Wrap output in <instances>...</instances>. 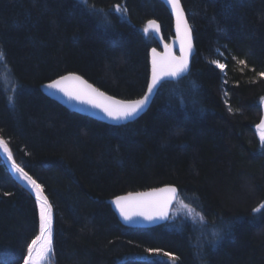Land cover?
<instances>
[{"label":"trees","instance_id":"16d2710c","mask_svg":"<svg viewBox=\"0 0 264 264\" xmlns=\"http://www.w3.org/2000/svg\"><path fill=\"white\" fill-rule=\"evenodd\" d=\"M182 4L197 48L191 71L163 82L140 118L113 125L63 106L43 85L78 73L120 99L142 97L159 46L143 28L156 19L170 40L167 5L0 0V137L54 210V253L43 264H264V0ZM170 184L178 194L158 225L126 224L109 202ZM39 224L36 199L0 154V264H24Z\"/></svg>","mask_w":264,"mask_h":264},{"label":"snow or ice","instance_id":"6c2138e0","mask_svg":"<svg viewBox=\"0 0 264 264\" xmlns=\"http://www.w3.org/2000/svg\"><path fill=\"white\" fill-rule=\"evenodd\" d=\"M167 2L171 6L176 18V32L180 40L181 55L175 56L170 51H166L161 55L157 53L155 48L152 49L151 80L148 83L147 92H145L143 97L135 100H119L101 92L75 73L61 76L59 79L51 81L47 87L62 91L70 98L86 101L94 107L101 108L109 117L115 120L127 119L142 111L150 99V94L157 88L162 77H178L188 71V56L192 52L191 27L186 19L181 0H167ZM84 3L87 4V0H84ZM116 11H126V9L122 10L117 5ZM159 27V24L155 20H149L143 31L145 33H148L150 30L159 32ZM165 48L167 49L168 46L166 45ZM2 60H5V54L0 50V61ZM212 63L217 64L221 71H224L226 67L224 64H220L219 61H213ZM239 63L243 65L245 61L240 60ZM258 75L264 77V72ZM261 101L264 102V97H261ZM9 102H13L12 97H9ZM225 102L227 103V101ZM228 110L229 112L233 111L231 107ZM256 128L259 130L260 141L264 144V118L256 125ZM0 146L3 147V151L8 155V158L12 159V153L9 151L2 137H0ZM13 167L21 175L22 179L26 180L35 190L37 203L39 204L40 234L28 244L24 264H43L49 258V254L54 253L52 241V206L48 203L47 197L43 195L42 185L29 176L15 161H13ZM176 195L177 189L174 186H165L159 189H152L149 192L128 193L126 196H117L113 202L125 220H130L134 215H141L148 220H153L157 217H167L168 207L176 198ZM185 207L190 215L195 214L202 223L205 221L202 213H196L195 209L188 206ZM260 208H264V203H262ZM260 208L253 209V212L260 211ZM213 237V243H216L221 238V233L214 231ZM148 252L159 254L161 250L148 249ZM164 255L172 258L171 253H164Z\"/></svg>","mask_w":264,"mask_h":264},{"label":"water","instance_id":"95a60500","mask_svg":"<svg viewBox=\"0 0 264 264\" xmlns=\"http://www.w3.org/2000/svg\"><path fill=\"white\" fill-rule=\"evenodd\" d=\"M165 5H167L169 11H170V14L171 16H173V19H174V22H173V27H174V30H173V36L171 37L170 40H167L166 38H164V34H163V27L161 26V23L156 20V19H151V20H155L157 22V24H159V32H155L153 30H150L151 32H153L155 38L158 40L159 42V46L158 47H152L156 49L157 53L163 55L166 51H170L173 55L175 56H180L181 55V50H180V40L177 36V32H176V18H175V15L173 14V11H172V8L171 6L168 4L167 0H162ZM181 5L184 9V12H185V15H186V19L188 21V24L190 25L191 27V44H192V52L189 54L188 56V71L186 73H183L181 74L180 76L178 77H172V76H166V77H162L161 81L159 82L157 88L154 90V92L152 94H150V99L147 101L146 105L144 106L143 110L138 112L137 114L133 115L132 117L130 118H127V119H120V120H115L111 117H109L101 108H98V107H94L92 104H89L87 103L86 101H81V100H77L75 98H70L68 95H66L64 92L62 91H59L57 89H53V88H49L47 87V85L50 82H47L46 84L43 85V90L44 92L46 93L47 96H49L51 99H54V100H57L58 102H60L63 106L71 109L72 111L76 112V113H81L85 116H90L94 119H97V120H101V121H104L108 124H113V125H123V124H127V123H130V122H133V120H136L138 118H140V116L144 115V113L146 111L149 110V108L152 106V102L154 101L155 97H156V93L158 92L159 88L161 87V85L163 84V82H165L166 80L168 81H174L182 76H185L187 75L190 71H191V68H192V64H193V58L194 56L196 55L197 53V48L195 46V37H194V32H193V28L190 24V21H189V17L187 15V12H186V9L184 7V4H182V0H181ZM168 46V48L166 49L165 46ZM152 49H151V52H150V72H151V61H152ZM68 73H65V75H67ZM76 75L82 77L84 80H86L89 84L93 85V87L99 89L101 92H104L106 95L108 96H113L111 94H108L106 93L105 91H103L101 88H98L97 86H95L94 84H92L88 79H86L83 75H80L78 73H75ZM65 75H62V76H65ZM61 77V76H60ZM56 79H59L58 78H55L54 80ZM151 80V75H150V79H149V82ZM148 82V83H149ZM147 92V90H146ZM145 94V93H144ZM143 94V95H144ZM119 100H126V99H123V98H118L116 96H113ZM143 97V96H142ZM141 98V97H140ZM139 99V98H137ZM132 100H135V99H132ZM262 111H263V117L264 118V102H262ZM260 123V122H259ZM2 137V136H1ZM4 140V139H3ZM5 142V140H4ZM6 143V142H5ZM7 144V143H6ZM8 146V145H7ZM8 149H9V146H8ZM10 151V149H9ZM0 154L1 156L4 157V160L6 162V165L7 167H9L10 171L12 172V174L20 181V183L26 188L28 189L32 195L34 196V198L36 199L37 201V198H36V193H35V190L28 184V182L24 179H22L21 175L15 170V168L13 167V161L14 160V157L12 156V159H9L8 158V155L3 151V147L0 146ZM16 163V161H15ZM17 164V163H16ZM25 172H27L26 170H24ZM28 173V172H27ZM29 176H31L29 173H28ZM33 178V177H32ZM34 179V178H33ZM35 180V179H34ZM37 181V180H36ZM38 183V182H37ZM165 186H174L176 189H177V192H178V188L177 186L173 185V184H170V185H164V186H160L159 188H163ZM159 188H153V189H159ZM150 190L152 189H148V190H145V191H137V192H131V193H144V192H149ZM128 193H126L125 195H120V196H126ZM178 194V193H177ZM43 195H45L44 191H43ZM115 198L113 199H110L109 202L111 204V206L113 207L114 211H116L117 215L119 216V218H121V220L126 223V224H129V225H132V226H141V227H149V226H153V225H158L162 222H166L169 220L170 218V214H171V211H172V208L174 206V201L175 199L172 201V203L169 205L168 207V215L166 218H154L153 220H148L146 219L144 216H141V215H134L132 216V218L130 220H125L124 217L120 214V211L119 209L116 207L115 203L113 202ZM48 203L51 204L50 200L48 199ZM39 205V204H38ZM52 206V205H51ZM51 212H52V225H53V216H54V210H52L51 208ZM40 232V231H39ZM40 234V233H39ZM35 239V238H34ZM37 247H39V245H37Z\"/></svg>","mask_w":264,"mask_h":264},{"label":"rangeland","instance_id":"374dc122","mask_svg":"<svg viewBox=\"0 0 264 264\" xmlns=\"http://www.w3.org/2000/svg\"><path fill=\"white\" fill-rule=\"evenodd\" d=\"M52 237H53V234H52ZM50 255V254H49Z\"/></svg>","mask_w":264,"mask_h":264},{"label":"bare ground","instance_id":"6f19581e","mask_svg":"<svg viewBox=\"0 0 264 264\" xmlns=\"http://www.w3.org/2000/svg\"><path fill=\"white\" fill-rule=\"evenodd\" d=\"M46 84V83H45ZM117 197V196H116Z\"/></svg>","mask_w":264,"mask_h":264}]
</instances>
